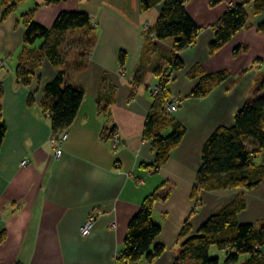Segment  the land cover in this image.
Returning a JSON list of instances; mask_svg holds the SVG:
<instances>
[{
    "label": "crops",
    "instance_id": "crops-1",
    "mask_svg": "<svg viewBox=\"0 0 264 264\" xmlns=\"http://www.w3.org/2000/svg\"><path fill=\"white\" fill-rule=\"evenodd\" d=\"M3 1L0 113L7 132L0 150V264H127L118 257L129 221L157 189L169 195L157 200L153 211L154 221L162 226L155 243L162 244L164 251L152 261L135 264H174L184 241L185 220L190 218L195 234L211 215L239 197L246 200V208L238 213L240 223L264 219V180L253 189L202 187L198 209L192 214L204 143L219 126L234 124L236 112L255 94L264 74V28L260 27L264 12L256 11L254 0L247 5L245 27L215 52L210 51L215 25L230 6L244 0L216 5L211 0H185L201 30L195 42L181 51H175L172 38L156 39L153 45L147 39L145 25L150 29L155 25L163 0L149 10L142 8L140 0H25L6 15ZM30 10H35V20L50 29L61 11H85L93 22L92 45L88 53L77 55L78 60L84 55L86 66L73 72L74 61L67 68V82L81 87L84 97L67 126L69 138L60 159L49 144L51 117L43 111V102L46 84L66 64L60 67L44 57L31 84H20L16 76L26 45L23 16ZM70 34L83 37L79 29L65 37ZM43 42L39 39L30 47L38 50ZM174 54L184 67L173 71L169 90L172 97L180 98L173 116L186 133L155 172L149 164L155 162L156 149L144 128L154 103L151 91ZM221 71L227 77L206 95L190 96L207 75ZM111 94L114 99L109 103ZM114 133L121 138L117 150L111 145ZM24 160H28L25 165ZM253 163L264 164V149ZM97 210L102 214L91 233L83 236L81 227ZM261 251L264 254V246ZM247 259L243 255L234 264Z\"/></svg>",
    "mask_w": 264,
    "mask_h": 264
},
{
    "label": "trees",
    "instance_id": "trees-1",
    "mask_svg": "<svg viewBox=\"0 0 264 264\" xmlns=\"http://www.w3.org/2000/svg\"><path fill=\"white\" fill-rule=\"evenodd\" d=\"M25 0H4L6 7L4 15L13 11ZM55 3L62 0H45ZM144 10H149L161 0H140ZM224 0H211L213 5ZM252 0L230 6L215 25V38L210 43V51L215 52L227 44L235 34L247 24L249 15L247 5ZM258 13L264 12V0H254ZM35 10L24 14L25 47L16 68L18 82L29 85L36 77L35 69L48 57L53 64L63 67L65 61L62 56V45L68 31L82 30L83 41L92 45L93 22L89 13L85 11H61L50 29L34 19ZM264 28V21L260 25ZM147 39L150 45L154 40L174 39L175 51H181L192 45L201 30L189 13L185 0H163L162 8L155 25L150 29ZM44 39L40 49L30 46L37 40ZM89 51V49H88ZM84 55H82L83 57ZM80 57L72 69L77 72L86 66V61ZM125 53L120 54V61L125 62ZM170 67L160 72V91L153 96V107L146 119L144 134L152 140L156 149L155 162L149 164L158 172L167 162L170 152L182 141L186 128L175 120L173 113H169L166 106L172 99L169 82L174 70L184 67L183 60L174 54L170 58ZM195 71V70H194ZM193 71V72H194ZM191 72V74L193 73ZM68 69L62 68L58 74L45 86V100L43 111L51 117L52 130L59 132L69 126L75 119L81 106L84 90L67 82ZM227 74L223 71L207 75L206 82H200L190 96L202 97ZM0 81V96L3 94ZM33 96L31 95V99ZM114 99L113 94L109 103ZM7 132V126L0 113V150ZM264 149V74L262 75L256 92L235 114L232 126H219L209 136L202 149V164L197 174V182L193 188V198L197 204L192 211L198 209L200 188L225 189L244 187L253 189L264 180V164L256 166L253 158ZM168 194L160 189L149 194L129 221L125 246L118 257V261L135 264L141 260L152 261L164 251V246L155 243L162 231V226L153 219L155 202L166 200ZM246 208V200L239 197L219 212L211 215L192 234L190 218L185 220L181 230L184 237L179 255L174 264L183 261L188 264H221L219 256L211 255L212 247L221 249L226 254L225 263H237L241 256L248 255L242 264H264V219L257 223H240L238 213Z\"/></svg>",
    "mask_w": 264,
    "mask_h": 264
},
{
    "label": "built area",
    "instance_id": "built-area-1",
    "mask_svg": "<svg viewBox=\"0 0 264 264\" xmlns=\"http://www.w3.org/2000/svg\"><path fill=\"white\" fill-rule=\"evenodd\" d=\"M145 31L147 32V34L150 33L151 37L154 38V34L150 32L151 31L150 28L146 25H145ZM4 66H5V60L0 55V68ZM159 91H160V86L156 85L153 87L151 94L153 96H156L159 93ZM179 104H180V98L178 96H173L170 102L167 104L166 108L169 113H174L178 110ZM68 138H69V132H68L67 127L63 128L59 132H54L52 130V134L49 139V144L53 150V155L56 159H60L62 157L63 150H64L63 145L67 141ZM120 143H121L120 135L118 133H114L113 136L111 137L112 148L114 150H117ZM27 162L28 160H24L22 163L25 165L27 164ZM101 214H102V211L97 210V211H92L88 215L87 219L85 220L80 230L83 236H87L91 233L97 217ZM111 224L114 227L117 226L116 221H112Z\"/></svg>",
    "mask_w": 264,
    "mask_h": 264
},
{
    "label": "rangeland",
    "instance_id": "rangeland-1",
    "mask_svg": "<svg viewBox=\"0 0 264 264\" xmlns=\"http://www.w3.org/2000/svg\"><path fill=\"white\" fill-rule=\"evenodd\" d=\"M88 49H89V44L87 41L86 42L83 41L82 36L76 34H70L68 37H65L64 43L62 45V56L66 64L64 68L69 69L70 65L74 61L78 60L77 55L81 52H83V54L88 53ZM253 96L254 94L252 95V97ZM224 254L225 252L221 249H218L216 246L212 247L211 249V255L219 256L221 259V264H226L225 259L223 258ZM243 259L245 260V257H243ZM181 264H187V263L183 261Z\"/></svg>",
    "mask_w": 264,
    "mask_h": 264
}]
</instances>
